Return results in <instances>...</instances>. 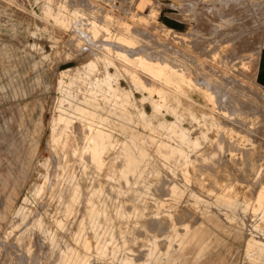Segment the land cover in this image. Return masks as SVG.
Returning a JSON list of instances; mask_svg holds the SVG:
<instances>
[{
    "label": "rangeland",
    "instance_id": "374dc122",
    "mask_svg": "<svg viewBox=\"0 0 264 264\" xmlns=\"http://www.w3.org/2000/svg\"><path fill=\"white\" fill-rule=\"evenodd\" d=\"M263 46L264 0H0V264H264Z\"/></svg>",
    "mask_w": 264,
    "mask_h": 264
},
{
    "label": "bare ground",
    "instance_id": "6f19581e",
    "mask_svg": "<svg viewBox=\"0 0 264 264\" xmlns=\"http://www.w3.org/2000/svg\"><path fill=\"white\" fill-rule=\"evenodd\" d=\"M226 1H227V0H226ZM144 2H146V1L141 2L138 6L141 7V4H142V3L144 4ZM147 2H148V1H147ZM148 3H150V2H148ZM143 4H142V7L145 6V5H143ZM239 5H240V4H239ZM239 5H237V6H239ZM231 6H232V5H231ZM237 6H236V8H237ZM142 7H141V8H142ZM234 7H235V6H234ZM230 11H231V10H230ZM184 12H185V11H184ZM197 12H198V11H197ZM209 13H210V12H209ZM140 14H141V13H140ZM225 16H226V15H225ZM241 16H242V15H241ZM249 16H251V15H249ZM177 17H178V16H177ZM196 18H197V17H196ZM251 21H252V20H251ZM213 22H214V21H213ZM240 24H241V22H240ZM99 25H100V24H99ZM250 25H251V24H250ZM252 26H253V25H252ZM141 28H142V27H141ZM90 29H91V28H90ZM135 29H136V28H135ZM142 29H143V28H142ZM137 30H138V32H139L140 29H137ZM134 31H135V30H134ZM140 31H141V30H140ZM252 31H253V30H252ZM81 32H82V31H81ZM131 32H132V31H131ZM141 32H142V31H141ZM141 32H140V33H141ZM226 32H227V31H226ZM243 32H244V31H243ZM235 33H236V32H235ZM249 33H250V32H249ZM244 34H245V33H244ZM139 35H140V34H139ZM142 35H143V34H142ZM153 35H154V34H153ZM233 35H234V34H233ZM72 36H73V35H72ZM189 36H190V35H189ZM242 37H243V35H242ZM254 37H255V36H254ZM90 38H91V37H90ZM238 38H239V37H238ZM148 39H149V38H148ZM227 39H228V37H227ZM240 39H241V38H240ZM201 40H202V39H201ZM211 40H212V39H211ZM236 40H237V39H236ZM241 40H242V39H241ZM197 41H198V40H197ZM91 42H92V41H91ZM191 42H192V41H191ZM200 42H201V41H200ZM226 42H227V41H226ZM153 43H154V42H153ZM204 43H205V42H204ZM223 43H225V42H223ZM240 43H241V42H240ZM85 44H86V43H85ZM94 44H95V43H94ZM94 44H93V46H94ZM89 45H90V44H89ZM201 45H202V44H201ZM204 45H205V44H204ZM251 45H252V43H251ZM235 46H236V44H235ZM86 47H89V46H86ZM90 47H91V46H90ZM95 47H96V44H95ZM97 47H100V46H97ZM97 47H96V49H97ZM101 47H102V46H101ZM163 47H164V46H163ZM196 47H197V46H196ZM205 47H206V46H205ZM116 48H117V47H116ZM193 48H194V47H193ZM241 48H242V47H241ZM98 49H99V48H98ZM98 49H97V52L99 51ZM100 49H101V48H100ZM114 49H115V48H114ZM202 49H203V48H202ZM234 49H235V48H234ZM243 49H244V48H243ZM89 50H90V49H89ZM112 50H113V49H112ZM118 50H119V49H118ZM136 50H137V49H136ZM139 50H141V49L139 48L138 51H139ZM179 50H180V48H179ZM245 50H246V49H245ZM245 50H244V51H245ZM91 51H92V49H91ZM93 51H95V50L93 49ZM128 51H129V50H128ZM180 51H181V50H180ZM95 52H96V51H95ZM101 52H102V51H101ZM101 52H100V53H101ZM121 52H122V51H121ZM168 52H169V51H168ZM195 52H196V51H195ZM245 52H246V51H245ZM93 53H94V52H93ZM125 53H126V52H125ZM130 53H132V52H130ZM95 54H96V53H95ZM104 54H105V53H103V54L101 53V55H104ZM135 54H136V53H135ZM233 54H234V53H233ZM96 55H97V54H96ZM126 55H127V54H126ZM133 55H134V54H133ZM133 55H132V56H133ZM144 55H145V54H144ZM228 55H229V54H228ZM105 56H107V55H105ZM109 57H111V56H109ZM47 58H48V57H47ZM154 58H155V57H154ZM148 59H149V58H148ZM155 59H156V58H155ZM110 60H111V59H110ZM91 64H92V63H91ZM69 67H70V66H69ZM124 67H125V66H124ZM172 67H173V66H172ZM127 69H129V68L127 67ZM192 70H193V69H192ZM130 71H131V70H130ZM139 73H140V72H139ZM186 73H187V72H186ZM108 74H109V73H108ZM136 74H137V73H136ZM140 75H141V73H140ZM186 75H187V74H186ZM188 75H191V74H188ZM109 76H110V75H109ZM138 76H139V75H138ZM140 77H141V76H140ZM188 77H189V76H188ZM141 78L143 79V77H141ZM192 78H193V77H192ZM192 78H191V79H192ZM150 79H151V78H150ZM150 79H149V80H150ZM202 79H203V78H202ZM143 80H144V79H143ZM145 80H146V79H145ZM145 80H144V81H145ZM200 80H201V79H200ZM225 80H226V79H225ZM147 81H148V80H147ZM147 81H146V82H147ZM195 81H197V80H195ZM150 82H151V81H150ZM152 83H153V81H152ZM205 83H206V82H205ZM225 83H226V81H225ZM225 83H224V84H225ZM146 84H148V83H146ZM203 84H204V83H203ZM229 84H230V83H229ZM100 85H101V84H100ZM155 85H157V84L155 83ZM204 85H205V84H204ZM146 86H147V85H146ZM148 86H149V84H148ZM202 86H203V85H202ZM149 87H151V86H149ZM241 87H242V86H241ZM92 88H93V87H92ZM160 88H161V87H160ZM164 88H165V87H164ZM202 88H203V87H202ZM213 88H214V87H213ZM215 88H216V87H215ZM220 88H221V87H220ZM223 88H224V87H223ZM243 88H244V87H243ZM169 89H170V88H169ZM211 89H212V88H211ZM233 89H234V88H233ZM233 89H232V90H233ZM236 89H238V88H236ZM165 90H166V89H165ZM167 90H168V89H167ZM228 90H229V89H228ZM210 91H211V90H210ZM216 91H217V90H216ZM222 91H223V90H222ZM222 91H220V92H222ZM224 91H225V90H224ZM161 92H162V91H161ZM170 92H172V91H170ZM174 92H175V91H174ZM227 92H228V91H227ZM164 93H165V92H164ZM216 93H217V92H216ZM218 93H219V91H218ZM218 93H217V94H218ZM233 93H234V92H233ZM227 94H228V93H227ZM165 95H166V94H165ZM176 95H177V94H176ZM93 96H94V95H93ZM181 96H182V95H180V98H181ZM225 96H226V95H225ZM231 96H233V95H231ZM168 97H169V96H168ZM221 97H223V96H221ZM233 97H234V96H233ZM218 98H219V97H218ZM218 98H217V99H218ZM131 99H132V98H131ZM234 99H235V98H234ZM171 100H172V99H171ZM186 100H187V99H186ZM221 100H222V99H221ZM221 100H220V101H221ZM231 100H232V99H231ZM132 101H133V100H132ZM189 101H190V100H189ZM189 101H188V102H189ZM237 101H238V100H237ZM240 101H241V100H240ZM167 102H168V101H167ZM218 102H219V101H218ZM233 102H234V101H233ZM233 102H232V106H233ZM227 103H228V102H227ZM239 103H240V102H239ZM192 104H193V103H192ZM219 104H220V103H219ZM222 104H223V102H222ZM240 104H241V103H240ZM240 104H239V105H240ZM239 107H240V106H239ZM243 107H244V106H243ZM250 107L252 108V106H250ZM219 108H220V107H219ZM222 108H223V107H222ZM228 108H229V107H228ZM232 109H233V108H232ZM260 110H261V109H260ZM224 111H225V110H224ZM205 112H206V111H205ZM242 112H243V111H242ZM140 113H141V112H140ZM261 113H262V112H261ZM214 116H215V115H214ZM216 116H217V115H216ZM217 120H218V118H217ZM219 120H220V119H219ZM224 122H225V121H224ZM229 122H230V121H229ZM152 124H153V123H152ZM224 124H225V123H224ZM221 125H222V124H221ZM87 134H88V133H87ZM219 137H220V136H219ZM219 140H220V139H219ZM57 141H58V140H57ZM73 141H74V140H73ZM80 141H81V140H80ZM174 141H175V140H174ZM211 142H212V141H211ZM218 142H219V141H218ZM62 143H63V142H62ZM89 143H90V142H89ZM214 143H215V142H214ZM212 146H213V145H212ZM212 150H213V149H212ZM216 152H217V151H216ZM246 152H247V151H246ZM208 153H209V152H208ZM214 153H215V152H214ZM103 157H104V156H103ZM199 157H200V156H199ZM209 157H210V156H209ZM209 157H208V158H209ZM211 157H212V156H211ZM204 158H206V157L204 156ZM213 159H214V158H213ZM198 160H199V159H198ZM68 161H69V160H68ZM102 161H103V160H102ZM70 162H71V161H70ZM124 164H125V163H124ZM211 164H212V163H211ZM209 165H210V164H209ZM118 167H119V166H118ZM116 169H117V168H116ZM148 169H149V168H148ZM247 169H248V168H247ZM150 170H151V169H150ZM150 172H151V171H150ZM55 173H56V172H55ZM105 183H106V182H105ZM201 188H202V187H201ZM122 189H123V188H122ZM204 194H205V193H204ZM259 197H262V196H259ZM259 199H260V198H259ZM95 210H96V208H95ZM88 211H89V208H88ZM94 217H96V216H94ZM3 238H4V237H3ZM109 240H110V239H109ZM81 259H82V258H81ZM89 260H90V259H89Z\"/></svg>",
    "mask_w": 264,
    "mask_h": 264
},
{
    "label": "crops",
    "instance_id": "0c3cea01",
    "mask_svg": "<svg viewBox=\"0 0 264 264\" xmlns=\"http://www.w3.org/2000/svg\"><path fill=\"white\" fill-rule=\"evenodd\" d=\"M257 73L260 82L264 85V46L257 55Z\"/></svg>",
    "mask_w": 264,
    "mask_h": 264
}]
</instances>
